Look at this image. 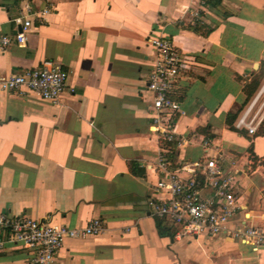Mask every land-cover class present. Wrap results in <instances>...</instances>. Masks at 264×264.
<instances>
[{"label": "crops", "instance_id": "obj_1", "mask_svg": "<svg viewBox=\"0 0 264 264\" xmlns=\"http://www.w3.org/2000/svg\"><path fill=\"white\" fill-rule=\"evenodd\" d=\"M20 16L31 20L26 41L0 52V73L51 60L68 78L56 102L0 92V212L70 227L101 219L100 234L67 238L52 264H264V246L227 232L176 238L149 213L159 138L145 87L150 38L195 58L178 82L175 131L189 142L177 161L214 156L237 170L242 211L264 230V0H0V32L20 29ZM246 110L253 134L237 125ZM228 113H236L232 128ZM0 264L29 261L8 246Z\"/></svg>", "mask_w": 264, "mask_h": 264}, {"label": "built area", "instance_id": "obj_2", "mask_svg": "<svg viewBox=\"0 0 264 264\" xmlns=\"http://www.w3.org/2000/svg\"><path fill=\"white\" fill-rule=\"evenodd\" d=\"M26 11H30L28 6ZM14 21L20 29L15 33L0 32V52L12 43L26 41L31 20L20 16ZM149 43L153 59L145 87L152 96L150 124L159 138V156L153 167L158 179L147 198L149 213L168 222L176 238L227 232L255 250L264 246V230L249 224V215L242 211L236 188L237 170L225 171L214 156L177 161L176 149L189 142L175 131L177 117L182 113L177 98L178 82L193 70L196 60L182 54L168 38L153 37ZM67 78L68 71L60 64L44 60L37 67L0 73V92L32 91L43 100L56 102L66 87ZM247 113L248 110L238 118L237 125L253 134L256 128L252 120L246 121ZM201 142L207 150L209 139ZM233 220L236 224L228 228ZM103 228L99 217L84 226L70 227L27 214L0 212V252L8 246H17L26 252L29 264H52L67 238L98 235Z\"/></svg>", "mask_w": 264, "mask_h": 264}, {"label": "trees", "instance_id": "obj_3", "mask_svg": "<svg viewBox=\"0 0 264 264\" xmlns=\"http://www.w3.org/2000/svg\"><path fill=\"white\" fill-rule=\"evenodd\" d=\"M263 75V72H260L258 71L256 74H255V78L253 77V80L251 82V85L248 86V93H249V96H251V94L257 89L258 85H259V78L262 77ZM248 96V97H249ZM248 99V98H247ZM247 99L245 100V102L247 101ZM236 117V113H228L227 114V117H226V122L227 124L232 128V120ZM257 133L259 135H264V118L262 119V121L260 122L258 128H257ZM262 164L264 166V158L262 160Z\"/></svg>", "mask_w": 264, "mask_h": 264}]
</instances>
